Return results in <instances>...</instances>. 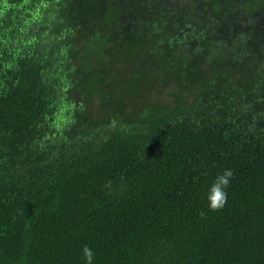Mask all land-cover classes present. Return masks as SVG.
I'll return each instance as SVG.
<instances>
[{
  "label": "trees",
  "instance_id": "obj_1",
  "mask_svg": "<svg viewBox=\"0 0 264 264\" xmlns=\"http://www.w3.org/2000/svg\"><path fill=\"white\" fill-rule=\"evenodd\" d=\"M222 1L199 17L241 7ZM128 4L0 0V264H84V245L93 264H264V24L212 33L190 62L148 50L123 77L92 56L132 25ZM154 7L131 9L147 32L163 22ZM197 15L180 34L201 38ZM165 42L157 54H173Z\"/></svg>",
  "mask_w": 264,
  "mask_h": 264
},
{
  "label": "rangeland",
  "instance_id": "obj_2",
  "mask_svg": "<svg viewBox=\"0 0 264 264\" xmlns=\"http://www.w3.org/2000/svg\"><path fill=\"white\" fill-rule=\"evenodd\" d=\"M144 1L145 4H148L151 0ZM204 1L206 0H153L155 4V15H159V18L162 19L163 22H161V26L157 29V31L152 29L147 32L146 27L138 26L142 22L146 26L148 23H145L144 20H150V15L137 10L131 12V9L134 7L141 8L142 0H129V4L125 7L126 12L124 11L125 13L123 18L129 17L130 19H133L132 25H121L120 27H117L113 41L109 44V46L100 49L99 52L96 51L95 55L92 56L93 63L101 66L100 70L102 72H106L108 69H113L117 64L119 68L118 71L122 70L124 72V77L126 76L125 74H128L133 67L142 64V62L148 58V56H146V52L148 50L156 55L150 56L148 58L150 59L149 62L151 60H157L158 58L161 60L166 58L175 59L177 56H180L186 62H190L194 54L201 52L203 54L207 53L206 49L208 46H205L204 43H206L205 40H210L211 35H213L212 33L219 32L218 34L227 37V32L229 30L247 29V27L250 26L251 20L254 18L255 20H260V24H264V1L262 0H239L241 5H237L241 7L228 8V6H225V9H222L219 13L210 12L207 13V15L205 14L199 17L200 15L199 12L196 11V7L197 5L202 6ZM250 1L252 2L251 7L253 8L254 14H250L251 18L247 15H243L247 12L246 7L251 5ZM222 3H224V1H222ZM196 14H198L197 16L199 18L194 25L197 31H201L200 34L203 32L202 35L199 34L201 38L192 39L189 33L180 34V31L182 30L178 29V26H183L186 25V23L192 22V19ZM239 14L243 15L240 17V21L237 19V15ZM90 17L94 20L98 19V15L96 14H91ZM233 22L234 25L231 27V23ZM261 29L262 28H259L258 31ZM99 33L102 34V30H99ZM235 34L236 33H233V35ZM255 34L256 42L261 44L264 39V30L259 33L255 32ZM139 36L142 38H136ZM166 37L167 39L170 37V40H164ZM164 42L166 44L168 42L171 44L173 54H169L171 49L167 50V53L160 52V54H157L160 51L157 47L163 46L162 48L164 49ZM196 48L201 50V52H197ZM130 91L131 90H125L127 93L126 95H128L125 98L127 102V111L133 107V100L136 101L135 97L132 98L133 94L128 93ZM102 110H107V108H100V112Z\"/></svg>",
  "mask_w": 264,
  "mask_h": 264
},
{
  "label": "clouds",
  "instance_id": "obj_3",
  "mask_svg": "<svg viewBox=\"0 0 264 264\" xmlns=\"http://www.w3.org/2000/svg\"><path fill=\"white\" fill-rule=\"evenodd\" d=\"M233 171L231 169H224L221 173L216 175L215 179L210 183L206 191V199L208 207L215 211L223 208L227 202V189L231 183ZM84 264H93L95 254L91 247L84 245L82 248Z\"/></svg>",
  "mask_w": 264,
  "mask_h": 264
}]
</instances>
